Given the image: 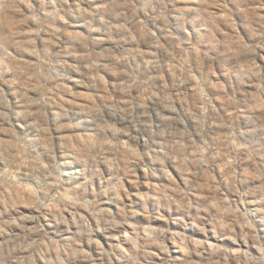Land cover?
Masks as SVG:
<instances>
[{
  "label": "rangeland",
  "instance_id": "rangeland-1",
  "mask_svg": "<svg viewBox=\"0 0 264 264\" xmlns=\"http://www.w3.org/2000/svg\"><path fill=\"white\" fill-rule=\"evenodd\" d=\"M0 264H264V0H0Z\"/></svg>",
  "mask_w": 264,
  "mask_h": 264
}]
</instances>
